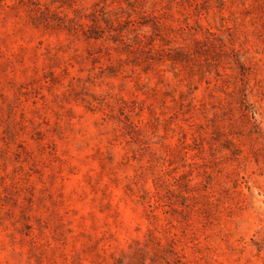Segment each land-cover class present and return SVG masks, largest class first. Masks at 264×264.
<instances>
[{"label":"rangeland","instance_id":"obj_1","mask_svg":"<svg viewBox=\"0 0 264 264\" xmlns=\"http://www.w3.org/2000/svg\"><path fill=\"white\" fill-rule=\"evenodd\" d=\"M0 264H264V0H0Z\"/></svg>","mask_w":264,"mask_h":264}]
</instances>
